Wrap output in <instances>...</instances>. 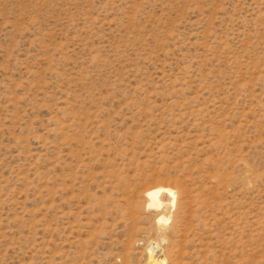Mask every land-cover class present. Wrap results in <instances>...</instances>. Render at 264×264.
Wrapping results in <instances>:
<instances>
[{"label":"rangeland","instance_id":"374dc122","mask_svg":"<svg viewBox=\"0 0 264 264\" xmlns=\"http://www.w3.org/2000/svg\"><path fill=\"white\" fill-rule=\"evenodd\" d=\"M0 264H264V0H0Z\"/></svg>","mask_w":264,"mask_h":264},{"label":"bare ground","instance_id":"6f19581e","mask_svg":"<svg viewBox=\"0 0 264 264\" xmlns=\"http://www.w3.org/2000/svg\"><path fill=\"white\" fill-rule=\"evenodd\" d=\"M160 194H163L165 197H167V199H169L168 201H172L175 198V196H174L175 193L172 190H170L169 188H152V189H149L145 192V197L147 198V207L148 208L158 209V208L162 207L161 206L162 204L158 198ZM159 220L162 221L163 219L160 218ZM151 250L152 249H149L148 251H151Z\"/></svg>","mask_w":264,"mask_h":264}]
</instances>
